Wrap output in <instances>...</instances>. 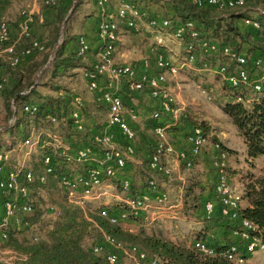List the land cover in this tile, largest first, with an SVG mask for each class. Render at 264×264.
<instances>
[{
	"label": "built area",
	"instance_id": "obj_1",
	"mask_svg": "<svg viewBox=\"0 0 264 264\" xmlns=\"http://www.w3.org/2000/svg\"><path fill=\"white\" fill-rule=\"evenodd\" d=\"M33 1L34 4L57 6L61 0ZM93 1L99 13L96 32L99 45L92 56L90 41L85 35L80 34L76 38V55L82 63H86L80 76L85 82L90 101L104 109L106 121L102 128L88 133L83 123V115L88 114L85 108L89 104L85 98L74 92L75 95L68 104L69 113L64 111L58 115L47 114L41 117L48 125L58 127L63 141L59 140L61 139L59 134L52 133L40 124L32 126L28 135L21 137L16 143L22 153L21 159L8 166L6 171H3V163L10 160L9 153L0 151V254L13 255L7 264H14L18 259L15 255H19L20 259H27L25 254L18 253L5 244L9 240L11 228L22 229L24 217L33 212L30 187L45 185L49 177L55 179L59 191L69 205L89 211L98 205L97 215L111 225H119L129 219L146 220L148 223L180 219L183 209L182 196L172 200L168 193L158 190L161 184L159 176L171 177L173 162L191 167L193 158L200 156L208 138L202 127L192 125L185 137L186 148L177 149L172 142L171 127L176 126L183 107L175 103V93L168 80L176 79L181 70H193L198 65L201 69L219 75L228 87L236 91L235 101H241L247 107L264 97V52L259 50L258 53L248 55L245 49L241 50L235 44L229 45L207 39L192 19L174 24L168 18L148 17L146 12L129 0ZM189 1L198 8L209 7L221 11L242 9L245 5V0ZM260 12L264 14V10ZM33 20L37 22L44 20L38 7L26 8L20 12L17 23L18 37L15 40H11L9 23L1 21L0 43L3 44V52L9 56L10 66L15 67L23 56L44 50L42 43L32 38ZM241 22L246 28V34L254 33L250 34L251 38L264 44V31L259 18L245 16ZM122 27L133 34L144 29L168 31L173 39L182 43V51L180 50L177 55L171 53L173 57L166 52H159L153 60L144 58L137 64L118 62L115 53ZM257 32L262 34L260 39L255 38ZM23 39H28L29 45L17 51V44ZM61 41L60 38L58 43ZM163 42L161 36L156 38V43L165 48ZM149 68H155L156 71L149 72ZM6 82L7 78L0 70V91ZM121 84L128 93L143 92L155 103L149 115L153 140L152 150L147 158L146 181L134 194H131L132 185L129 179L122 178L116 184L111 182L116 173L125 167L127 158L134 154V141L137 138L134 124L139 114L135 109L125 105L119 87ZM197 88L201 86L198 85ZM243 89L252 94H242ZM12 108L14 109L13 105ZM22 110L33 119L39 114L40 107L38 103L31 101L25 103ZM161 118L167 121L160 122ZM14 124L13 114L5 124L0 125V130H9ZM67 127H71L74 132L69 133ZM210 135L212 136V132ZM66 136H69V141ZM219 147V142L212 144V149L218 152L214 161L217 179L213 190L214 199L205 201L203 214L204 218L211 220L214 212L213 200L218 201L221 216L231 224V234L238 238L239 242L225 244L218 250L204 238H200L192 240L190 246L203 256L217 254L235 264H247V259L253 255L264 253V240L259 236V230L254 223L240 217L244 184L233 185L224 173L222 169L226 153ZM36 153L42 154L38 170L27 164L30 156ZM112 189L114 191L120 189L125 193V196L118 200L117 204L120 206L109 207L105 203L101 204L103 198L113 193ZM53 211L54 208L50 205L46 208L49 214ZM100 232L101 241L92 245V251L106 253L107 264L116 263L119 251L130 256L134 254L137 259L147 264H162L156 255L147 256L135 246L127 249L105 231Z\"/></svg>",
	"mask_w": 264,
	"mask_h": 264
},
{
	"label": "trees",
	"instance_id": "obj_2",
	"mask_svg": "<svg viewBox=\"0 0 264 264\" xmlns=\"http://www.w3.org/2000/svg\"><path fill=\"white\" fill-rule=\"evenodd\" d=\"M181 1L184 2L183 8L193 18L202 23V27L199 28L197 25V28L207 39L229 45L235 44L239 49H245L248 55L253 54L257 50L264 51V44L254 41L249 37L250 34L253 35L254 33L247 35L234 22V18L241 17L240 14L226 15L228 14V10L221 11L209 7L198 8L189 0ZM69 3L70 1L68 0H61L58 3L56 16L48 26L49 39L52 44L56 41L59 26ZM80 3L81 0H76V10ZM8 5L9 0H0V23ZM259 21L261 27H264L262 26L261 20ZM262 31H264V28H262ZM261 35L258 33L257 37L260 39ZM24 40L27 43L20 49L17 46V51L29 45V40L23 39L22 41ZM62 41V44L58 47L60 49L59 53L51 61L54 67L52 77H65V73L71 70V68L80 67L79 57L76 53V57L74 54L62 57V48L66 38L64 37ZM46 52V50L34 52L29 56L30 59L23 68H20L18 63L14 67L15 71L9 74V76L3 73L7 78V82L0 93L5 91L4 103L8 111L5 120L14 114V127L17 129L16 133L20 137L27 136L32 126L42 125L43 121L41 117H44V115L59 114L58 105L60 104V100L53 101L50 97H44V101L38 103L40 112L33 119H30L22 110L25 103L34 102L31 98L38 99L40 97L36 91L34 78L39 69L48 60V53ZM67 75V78L71 76L70 74ZM57 89L59 88H54L53 90ZM230 90L222 87V92L227 98V101L221 105V109L229 116L242 136L246 148V159L252 162L259 157L264 158V97L247 107L243 102L235 101L237 93L233 90H231V93ZM191 125L199 126L207 130V127L201 121L196 120ZM219 148L227 155V149L221 145ZM197 158H193V165L189 168L182 164V169H192L198 162ZM198 183L199 181H196L192 177L186 178L182 194V215L189 219L209 221V219L204 218L202 211L204 202L201 200V192L203 189L199 192L200 190L197 188ZM115 206H120V204H115ZM90 216L93 219L92 222L96 230V235H99L94 242H91V240L95 239V236L93 235V237L87 231V223L85 221H79L75 212L70 213L69 211H65L60 220H56L52 225H49L50 222H39L41 211L33 205L32 214L24 217L22 221V224H24L22 229L16 230L11 228L9 240L5 245L8 248L25 254L27 256L25 264H107L105 260L106 253H95L92 251V245L95 242L98 243L101 241L100 230H103L123 247L128 249L130 246H135L147 256L156 255L165 264H235L217 254L214 256H203L193 246L188 247L181 242L173 243L161 235L147 234L144 232L136 234L127 232L120 225L109 224L106 219L100 217L97 213L90 214ZM240 217L254 223L259 230V236L264 240V168H262L260 174L251 175L244 183ZM224 220L226 219L224 218ZM229 227L232 229L231 224H229ZM23 231L29 233V238L24 237L18 239L17 235ZM215 248L219 250L221 246H215ZM133 256L135 257L134 254ZM118 262L119 257L115 264H118Z\"/></svg>",
	"mask_w": 264,
	"mask_h": 264
},
{
	"label": "rangeland",
	"instance_id": "obj_3",
	"mask_svg": "<svg viewBox=\"0 0 264 264\" xmlns=\"http://www.w3.org/2000/svg\"><path fill=\"white\" fill-rule=\"evenodd\" d=\"M68 1H70V3L68 5L66 13L63 16V20L59 26V31L56 37V41L52 44V42L49 39L48 26L50 25V23L54 20L56 16L57 6H44V5H41L40 3L34 4L33 0H9L8 8L5 11L2 20L7 21L9 23L11 40H15V38L18 37L17 23L20 18V12L26 8L31 9L32 7H38L39 10L43 14L44 20L42 22H37L33 20V23L31 26L32 27V38H36L42 43L44 50H46L47 51L46 53H48L47 54L48 60H50L51 57L56 56V54H58L60 50L58 47L63 42L61 41L60 43H58V41L60 40V38L61 40H63L64 37L66 38L65 32L68 31V29L72 26L71 25L72 23L74 24L76 22L75 21V18L77 16L76 0H68ZM81 4H82V1H81ZM79 22L80 20L78 19L76 24ZM127 40H129L127 42V45L130 46L128 48L130 50L135 49L139 53H142L143 48H147L146 46L147 44L146 45H143L142 43L140 44V41L135 40L137 41L135 42V41H132L130 38H127ZM26 43H27L26 40L24 41L21 40L18 42L17 45L20 49L21 47H24V44ZM3 48H4L3 44L0 43V70L5 75L9 76V74L15 71V68L9 65V56L3 52ZM51 61L52 60H50L49 63L46 62V64L42 66L39 69V71L36 73V76L34 79H35L37 90L39 93L41 92L46 95L47 94L51 95L50 98L53 101H58L59 99L60 104L66 103L67 105L66 113H69L70 109H69L68 104L71 101L72 96L75 95L74 92H77L78 94H80L82 98L88 97L87 91L85 89V85H83V83L85 82L81 76L80 77L78 76L79 78H76V79L66 78V76L65 77L55 76L52 78L49 77L47 74V71H48L47 68H49L48 64H51ZM51 79H53V81ZM168 81L171 87H173L175 91H178L179 93L178 98H176V93L174 94L175 103L183 107V111L181 113L179 120L177 121L176 126L171 127L173 135L180 136L181 139L185 141V137L190 127L192 126L191 125L192 122L196 120L201 121L202 123H204V126L207 127V130L205 131L208 134L207 143L205 144L202 152L209 151V149H211L212 144L215 141L219 142L223 148L227 149L226 150L227 155H226V159L224 160V167L222 170L229 177L233 185L236 183L244 184L245 181L248 180V178L251 175H254V173L256 174L259 167L262 165V157H259L256 160L249 162L246 159V156H244V154H246V148L243 146V143H244L243 138L238 132L237 127L232 123L229 116L225 114L223 110L221 109V105L225 101H227V98L224 96L222 92V87H226L228 90L231 88L228 87L224 83L223 80H221L220 76L217 74H213L206 69H201V66L196 65V68H194L193 70H190V69L181 70L179 76L176 79L170 78ZM73 83L74 85L76 84L77 86L82 84L83 90L81 91L76 88L74 91H70L72 87H75L73 86ZM198 85H200L201 88H197ZM54 88H59V89L61 88L62 91L65 92L63 94L62 100L60 98H55L58 96L53 94ZM231 90L230 92L232 93ZM4 94H5V91L0 93V125L6 123L7 120H3V119L6 118L8 114L7 108L5 107V103H4L5 102ZM242 94L251 95L252 93H250L246 89L245 90L243 89ZM131 97L132 96H130V99ZM142 98L144 100L143 105L146 103H149V104L152 103L149 97H146V99L144 97ZM126 99H129V98H126ZM86 101L88 102L87 104H89V106H87L85 109L87 110L89 108L95 109L93 110L94 115L92 117L94 118V121H95V124H93V128L98 130L99 128H102L104 126V122L106 121V113L101 106L96 105V103H93L90 100H86ZM149 115L150 113L148 114V121H150ZM10 117H12V115ZM10 117H8V119ZM140 124H143V123L139 122L138 124L137 139L135 140L138 146L141 147L140 151L142 154H137L138 155L137 157L139 158V161H141V166L144 167L143 169H145L146 171L147 153L149 155V153L151 152V148H152L151 143L153 140V136L151 134L150 123L145 128L146 130L142 128V125L140 126ZM41 126L43 128H46L52 131V133L54 134H59L61 132L58 129V127L55 128L53 126H50L46 122H43ZM67 128H69L68 129L69 133L74 132L71 127H67ZM176 131H180V133ZM16 132H17V129L15 127H11L9 129L10 136H12V134L20 136ZM211 132H212V136L210 135ZM3 136L4 135L2 136L0 135V143L3 141V138H5ZM44 138H48V137L44 136ZM171 138L175 140L177 137L172 136ZM66 139L67 141H69L70 140L69 136H66ZM45 140L47 141V139ZM59 140L63 141L62 137ZM48 141L52 142V140L49 138H48ZM75 143H78V142H75ZM5 149H6V146L3 142L0 144V151H4ZM143 154H145L146 156H144ZM41 155L42 154L37 155V153L31 155L30 158L27 160V164L32 166L34 170H38L37 166H38V162L40 161ZM216 157L214 158L217 159ZM214 158H212V160H215ZM128 162L130 163V160H127L126 164ZM196 165H194L192 169L188 171L187 175L189 174L188 177H192L196 181H198L199 179L196 177L199 176V174L201 173V170H200L199 164L197 163ZM70 168H73V167H70ZM139 177H140V180L143 182V178L141 177V175H139ZM111 182H114V180L112 179ZM136 187L137 186H134V188L133 187L132 188L134 190L135 189L137 190L138 187L137 188ZM115 191H116V194L122 193L120 189H116ZM135 191L132 190L131 194H134ZM122 195L125 196V193H122ZM109 197L110 196L103 198L101 201V204L105 203L109 207H112V206H115V204L119 202L118 200H112V198L110 199ZM30 199L33 205H35V207L37 209H40L41 211V218L39 221L40 223L50 222L49 225H52L54 221L61 219V216L63 215L65 211H69L70 213L75 212L77 214L79 221H85L87 223L86 227L90 235L95 236V239L91 240V242H94V240H96L97 237L99 236V235L98 236L96 235V230L92 222L93 219L90 216V214L97 213L96 207H98V205H95L94 208L91 209V211H89V209H80L76 206L69 205L64 200L61 192L59 191L57 187V183L53 177H51L45 185L31 186L30 187ZM108 199H109V202H108ZM49 205L54 208V211L51 214L46 212V208ZM187 219L188 218L182 215V212H181L180 219L178 220L177 219L176 220L166 219L167 221L163 223L156 222L153 224V223H148L146 220L129 219L126 226L123 227V223L119 225L122 227L123 230L130 232V233L136 234V233L144 232L147 234L161 235L162 237L166 238L167 240L173 243L181 242L185 244L184 241L188 240L189 236H195V234L197 233V232H194L192 234L189 233L191 231H196L197 226L196 224L186 222ZM177 221H180V222L178 223ZM17 237L18 239H22L24 237L29 238V233L26 231H23V232H20V234H18ZM17 252L21 253L19 251ZM117 254L119 257L118 264H147L145 262L140 261L134 256H130L128 253L125 254L119 251L117 252ZM261 254L262 256H264V253H261ZM11 256L13 255L9 253L0 254V264H7ZM15 256L18 259L17 260L15 259L16 261L14 262V264H25L24 259H20L21 257H19V255H15ZM162 264H165V263L162 261Z\"/></svg>",
	"mask_w": 264,
	"mask_h": 264
},
{
	"label": "crops",
	"instance_id": "obj_4",
	"mask_svg": "<svg viewBox=\"0 0 264 264\" xmlns=\"http://www.w3.org/2000/svg\"><path fill=\"white\" fill-rule=\"evenodd\" d=\"M81 1H82V4L80 3L77 6V10H76L77 16L75 18L76 22L78 19L80 20V22L77 24L76 22L74 24L72 23L71 24L72 26L68 29L66 33L67 34L66 41L64 42V46L62 48V57L69 56L70 54L75 55L76 48H77L76 38L80 34L85 35L90 41L91 46H92L91 48L92 56H93L94 50H96V47L99 45L98 38L96 35L97 23L99 20L98 8L93 0H81ZM129 1L136 4L141 10L146 12L148 17H155L157 19L168 18L174 24L183 22L186 19H192L196 22L199 28L202 27V23L199 22L197 19L193 18V16H191L188 13V11L183 8L184 2L181 0H129ZM262 10H264V0H245L244 8L237 9V10L230 9L228 10V14L226 15L240 14L241 17L234 18V22L241 28L243 32L246 33V28L242 25V22H241L242 17L246 16L250 18H259V20H261L262 22V26H264V14H261L260 12ZM158 36H161L163 38V41H164L163 44L165 48L160 47L156 43V38ZM249 37L251 38V35H249ZM127 38H130L132 41H135V40L140 41V44L142 43L143 45L147 44L146 45L147 48H143L142 53H139L135 49L130 50L128 49L130 46L127 45V42L129 41L127 40ZM255 38H257V36ZM252 40L259 42L258 40H255V39H252ZM181 44L175 39H173L168 31L158 32L154 30L149 31L148 29H144L140 33L133 34L130 31L124 30L122 27L120 42L117 45L115 58L118 62H131V63L137 64V63H140V61L144 58L153 60L154 56L159 52L162 53V51L164 53L166 52L170 56L172 55L171 53L177 55L180 52V50L182 51L183 45ZM258 51L259 50L255 51L253 54L258 53ZM261 52H264V51H261ZM29 59H30L29 56H23L19 61L20 68H23ZM78 61L80 64L79 68L73 67L71 68V70L65 73L66 76H68L67 74L71 75L68 78L76 79L80 77L79 74L85 68L86 63H82L80 60ZM214 62L215 61H213V63ZM48 67L49 68H47L48 69L47 74L49 77L52 78V72H53L54 67L52 64H48ZM153 71H156V69L149 68V72H153ZM51 80L53 81V79ZM74 83H73V86L75 87H72L71 90H75L76 88L81 91L83 90L82 84L77 86L76 84L74 85ZM83 85H85V83H83ZM119 87H120L121 94L124 96L123 101L125 105L129 108L135 109L139 114L138 120L134 124L136 126V129L138 128L139 122L143 123V124H140V126L142 125V128L145 129L149 123L151 124V122L148 121V114L154 108V105H155L154 101L150 100L152 103L150 104L146 103L143 105L144 100L142 97H144L145 99L146 97H148L145 93L134 92L130 94L126 91L123 84L119 85ZM172 90L174 93H176V98H178V95H179L178 91H175L173 87H172ZM36 91L38 92L37 87H36ZM64 93L65 92L62 91L61 88L57 90H53V94L58 96L55 98H60L61 100L63 98ZM38 94L40 95L38 99L31 98V100H34V102L36 103H41L42 101H44V97L45 98L51 97V95H48V94L46 95L41 92L40 93L38 92ZM87 96L88 97L85 96L86 97L85 99L91 100L90 95L88 93H87ZM130 96H132L131 99H130ZM126 98H129V99H126ZM58 106H59V114L64 111L65 112L67 111L66 103H61ZM93 110L95 109L89 108L87 110L88 114L83 115V120H84L83 123L88 133L92 131L95 132L96 130L95 128H93V124H95L94 118H92L94 115ZM3 120H5V118ZM163 121L165 122L167 120H165L164 118H161L160 122H163ZM176 132L180 133V131H176ZM0 135L1 136L4 135L3 137L5 138H3V141L1 143L4 142L6 146V149L4 151L9 153L10 160L6 163H3V166H4L3 171H6L8 166L12 165L17 160H20L22 157L20 156L22 154L19 151L20 149L18 150V147L16 146V143L21 140V137L17 135H13V134L12 136H10L8 129H1ZM172 136L177 137L175 140H173L172 138V142L177 149H183L187 147V145L185 144V141H183L180 136L173 135V133H172ZM243 146L245 147L244 143H243ZM134 148H135V153L132 156L128 157V160H130V163L128 162L129 164L127 163L123 169L119 170L116 173L113 180L116 184L122 178H127L131 181V185L133 188L134 186L138 187V188L136 187L137 190L135 189L136 191H138L145 184L146 176L144 174L146 171L145 169H143L144 167L141 166V161H139V158L137 157L138 156L137 154H142V153L140 151L141 147L138 146V144L136 143V140L134 141ZM217 154L218 152L212 149L211 147L209 151L201 152L200 156L197 158V161H198L197 163L199 164L200 170H201V173L199 174V176L196 177L199 179L197 188L198 190H200L199 192H201V190L203 189V191L201 192V200L204 203L205 201L214 199L213 190H214V185L217 179V169L214 164L215 160H212V158L216 157ZM143 155L146 156L145 154ZM244 156H246V154H244ZM147 158H148V153H147ZM262 168H264V158H262V165L259 167L257 173L256 174L254 173V175L260 174ZM189 170L182 169L181 163L173 162L171 177L164 178V177L159 176V179L161 180V184L158 190H160L161 192L164 191L168 193L169 197L172 200H175L179 196H182L183 188L186 183V178L189 175V174L187 175ZM139 175H141V177L143 178V182L140 180ZM50 178L51 177H49V179ZM114 182L112 184H114ZM240 184H243V183H239L237 185H240ZM133 188L132 190L135 191ZM122 197H124L122 193L116 194V191H114V193H112L109 198L110 199L112 198V200H119ZM108 202H109V199H108ZM213 203H214V212H213V217L211 220L201 221V220H194V219H189V218L186 220V222L196 224L197 226L196 231L189 232L191 234L194 232H197L195 236H189L188 240L184 241L186 246L190 247L191 241L197 238H204L208 244H211L217 247H220L222 245L232 243V242H239L238 238L232 236L231 229L229 227L228 222L224 220V218H222L220 214L219 202L216 200L215 201L213 200ZM165 221L167 220L158 221V222L163 223ZM177 222L179 223L180 221H177ZM127 223L128 221L126 223H123V227L126 226ZM247 264H264V256H262L261 253H257L253 255L252 257H250L249 259H247Z\"/></svg>",
	"mask_w": 264,
	"mask_h": 264
}]
</instances>
